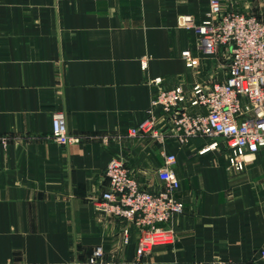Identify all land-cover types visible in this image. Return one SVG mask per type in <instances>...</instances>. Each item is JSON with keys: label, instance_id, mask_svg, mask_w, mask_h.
Segmentation results:
<instances>
[{"label": "crops", "instance_id": "0c3cea01", "mask_svg": "<svg viewBox=\"0 0 264 264\" xmlns=\"http://www.w3.org/2000/svg\"><path fill=\"white\" fill-rule=\"evenodd\" d=\"M219 2L264 22V0ZM207 9L204 0H0V264H87L97 246L131 261L133 227L123 244L124 224L92 202L111 159L154 192L166 155L182 213L167 225L172 243L154 246L144 264H264V148L235 171L221 138L128 136L149 107L151 80L169 90L226 79L224 51L203 54L195 34ZM56 112L79 142L51 139Z\"/></svg>", "mask_w": 264, "mask_h": 264}, {"label": "built area", "instance_id": "2783aa9c", "mask_svg": "<svg viewBox=\"0 0 264 264\" xmlns=\"http://www.w3.org/2000/svg\"><path fill=\"white\" fill-rule=\"evenodd\" d=\"M204 1L208 9L202 23L195 26V34L203 54L224 51L226 79L169 90L161 87V78L151 80L149 107L139 123L128 129V136L150 137L160 142L171 136L180 144L195 137L221 138L229 167L242 171L243 157L264 148V22L252 15L225 11L219 0ZM178 20L184 27L191 24L187 15ZM181 58L187 68L196 62L189 50L182 51ZM51 139L61 146L79 142V138L68 134L62 112L52 116ZM174 163V155L164 156L157 171L161 188L154 192L142 189L121 159L107 163V185L93 199L94 211L124 224L123 244L128 243L129 227H133L135 253L131 261L106 259L102 247L97 246L87 264H144L154 246L172 243L174 235L167 225L183 208L175 197L179 181L172 169ZM260 255L264 259V249ZM195 264L234 263L214 260Z\"/></svg>", "mask_w": 264, "mask_h": 264}]
</instances>
